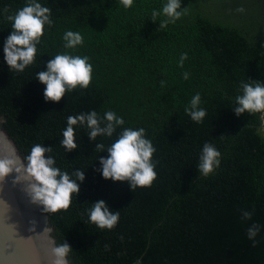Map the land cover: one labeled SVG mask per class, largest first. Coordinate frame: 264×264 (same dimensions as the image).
<instances>
[{
    "label": "trees",
    "instance_id": "trees-1",
    "mask_svg": "<svg viewBox=\"0 0 264 264\" xmlns=\"http://www.w3.org/2000/svg\"><path fill=\"white\" fill-rule=\"evenodd\" d=\"M38 2L50 8L53 23L45 25L35 63L17 72L3 58L11 31L4 9L13 14L27 0H0V121L25 159L35 144H43L52 147L45 155L62 171H85L69 207L46 211L58 244L72 247L70 261L264 264V111L239 117L233 112L241 81L264 84V38L203 18L192 0H182L186 11L165 28L159 23L167 19L162 14L167 0H133L129 8L119 0ZM153 11L161 12L155 22ZM69 30L82 35V45L64 47ZM64 53L89 57L91 82L59 102H45V85L36 73ZM182 53L187 59L181 67ZM197 93L206 110L201 123L185 112ZM92 110L101 117L113 111L125 123L96 141H90L86 125H75L79 147L66 152L60 140L67 117ZM124 128H144L156 149V179L134 192L127 181L104 179L97 170L99 157L108 153L97 151L96 144L106 150ZM206 142L220 152V164L208 176L197 169ZM100 199L119 211L111 230L88 220L87 210ZM242 211L252 212L251 219H242ZM252 224L259 225L255 246L247 235Z\"/></svg>",
    "mask_w": 264,
    "mask_h": 264
},
{
    "label": "clouds",
    "instance_id": "clouds-1",
    "mask_svg": "<svg viewBox=\"0 0 264 264\" xmlns=\"http://www.w3.org/2000/svg\"><path fill=\"white\" fill-rule=\"evenodd\" d=\"M125 8L133 4V0H119ZM243 12V8L237 9ZM9 9L5 7V19L10 24V34L4 39L3 53L4 61L10 71L23 72L24 69L35 63L37 45L44 35L45 25L51 26V10L42 6L38 0H27L25 6L15 13L8 15ZM186 9H182V0H167L162 7V14L167 17L159 23V28H165L168 23L178 20ZM161 12L153 11L152 21ZM64 47L74 49L83 44V37L79 32L66 31L63 36ZM187 59V54L182 53L180 66ZM88 56H72L67 53L58 54L46 61V70L36 73V79L45 85L43 97L45 102H59L66 92H71L79 86L86 89L92 79V65L88 62ZM184 79L189 74H183ZM251 79V78H250ZM161 81V86L164 85ZM240 95L236 96L233 107L234 114L239 117L246 112L253 114L264 111V84L254 81L240 83ZM200 94H195L185 112L196 123H201L206 116V110L200 107ZM125 123L123 118L118 117L113 111H106L101 117L95 110L87 113L67 117V127L62 131L60 145L66 152H72L79 146L75 140L74 126L86 125L90 141H96L98 136L111 137L117 127ZM103 124V126H101ZM223 135V134H222ZM95 149L99 152L106 151L108 155L100 156V168L97 169L104 179L114 182L127 181L131 191L137 187H149L156 179L154 171L155 163L152 160L156 151L152 142L145 138V129L124 128L116 139L105 150L103 143H97ZM52 147L43 144H35L26 157L25 179L29 181L28 192L33 202L44 206L45 211L55 212L59 209H67L71 203L72 195L76 196L80 191V183L85 180V171L76 169L71 174L56 167L53 156L45 155L51 153ZM220 152L210 143H205L200 155L197 169L200 174L208 176L215 167L220 164ZM11 160L0 159V180L12 172ZM19 172L20 169H17ZM75 177V179H73ZM19 179V177H17ZM78 181L80 183H78ZM88 220L99 229H113L119 222V211L111 210L103 199L92 203L87 210ZM252 212L242 211L241 218L249 220ZM259 232V225L252 224L247 229V235L255 246V237ZM71 245L65 242L55 249L59 259L57 264H65L64 257L71 250ZM136 264H142L137 260Z\"/></svg>",
    "mask_w": 264,
    "mask_h": 264
},
{
    "label": "water",
    "instance_id": "water-1",
    "mask_svg": "<svg viewBox=\"0 0 264 264\" xmlns=\"http://www.w3.org/2000/svg\"><path fill=\"white\" fill-rule=\"evenodd\" d=\"M0 159L13 162L12 172L0 180V264H57L61 258L55 253L60 246L55 228L44 206L32 201L27 161L1 121ZM63 259L74 264L67 254Z\"/></svg>",
    "mask_w": 264,
    "mask_h": 264
},
{
    "label": "rangeland",
    "instance_id": "rangeland-1",
    "mask_svg": "<svg viewBox=\"0 0 264 264\" xmlns=\"http://www.w3.org/2000/svg\"><path fill=\"white\" fill-rule=\"evenodd\" d=\"M190 4H197L203 10L200 13L203 18L241 28L256 38H264V0H192ZM239 8L244 11H238Z\"/></svg>",
    "mask_w": 264,
    "mask_h": 264
},
{
    "label": "built area",
    "instance_id": "built-area-1",
    "mask_svg": "<svg viewBox=\"0 0 264 264\" xmlns=\"http://www.w3.org/2000/svg\"><path fill=\"white\" fill-rule=\"evenodd\" d=\"M262 123H263V128H264V120H263V122H262Z\"/></svg>",
    "mask_w": 264,
    "mask_h": 264
}]
</instances>
